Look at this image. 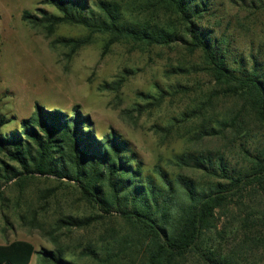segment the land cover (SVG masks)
Returning a JSON list of instances; mask_svg holds the SVG:
<instances>
[{
  "label": "rangeland",
  "instance_id": "1",
  "mask_svg": "<svg viewBox=\"0 0 264 264\" xmlns=\"http://www.w3.org/2000/svg\"><path fill=\"white\" fill-rule=\"evenodd\" d=\"M42 1L0 0V120L6 119L4 126L0 123V136L19 129L22 119L35 114L37 104L68 116L78 106L90 117L98 138L115 131L129 142L143 177L159 184L157 170H162L178 190L180 176L201 184L211 181L204 172L183 165L184 155H222L231 168H239L246 164L242 144L253 156L264 148V127L250 118L242 128L249 137L222 126V122L231 124L240 105L224 96L204 70L201 51L191 52L181 42L151 47L126 39L108 45V34H91L81 26L29 25L22 18L25 10L57 13ZM100 1L120 5L130 23L186 37L175 13L157 0H89L98 13ZM206 1L208 11L199 23L226 50L230 65L245 60L250 67L255 55L263 73L264 0ZM79 41L86 43L77 48ZM211 128L220 134L201 137ZM255 197H259L255 192L246 197L249 206L243 211L232 205L229 219L224 216L220 224L221 234L216 238L211 233L205 240V247L215 249L225 264H264V228L258 222H242L247 214L261 215L264 202ZM100 214L99 207L68 179L36 174L0 181V246L24 241L37 252L61 251L75 264H102L90 257V250H97L101 259L117 255L130 231L120 217L107 216L81 229L59 225L69 216ZM140 257L141 251L127 250L110 264H139ZM220 262L224 264L223 259ZM30 264L51 263L35 254ZM187 264L204 263L191 256Z\"/></svg>",
  "mask_w": 264,
  "mask_h": 264
},
{
  "label": "trees",
  "instance_id": "2",
  "mask_svg": "<svg viewBox=\"0 0 264 264\" xmlns=\"http://www.w3.org/2000/svg\"><path fill=\"white\" fill-rule=\"evenodd\" d=\"M157 2L175 13L186 37L167 29L130 23L120 5L107 1L96 4L101 10L98 13L89 0H43L41 4L54 7L57 13L38 8L36 12L25 10L22 18L35 27L54 29L70 24L81 26L91 34H108V45L126 39L151 47L181 42L191 52L201 51L204 70L213 77L224 96L236 99L240 105L231 124L222 122V126L234 129L236 135L244 138L248 132L243 131V135L242 128L248 118L264 127V71L258 58L251 56L250 67L245 60L234 62L236 66L230 65L226 50L199 23L208 11L206 0ZM85 43L79 41L76 46L79 48ZM78 108L75 106L73 115L68 116L60 109L49 110L37 104L35 114L22 119L19 129L0 136V181L38 174L75 182L82 196L96 204L102 215L69 216L59 221L62 226L81 229L107 216L120 217L130 231L117 255L109 254L108 248L109 256L101 259L97 250H90V257L102 264L119 259L127 250L141 251L139 264H187L191 256L204 264H222L220 259L225 264L226 259L216 255L215 249L205 247V240L211 233L216 238L221 234L220 224L224 216L229 219L232 205L238 206L239 212L247 209L246 197L252 192L259 196L254 200L263 204L264 194L256 190L264 191V148L253 156L242 144L246 164L239 168H231L222 155H184L180 160L183 165L204 172L211 181L201 184L180 176L178 190L162 170H157L159 184L143 177L142 166L129 142L115 131L98 138L90 117ZM5 120V117L0 120L1 125L6 124ZM218 134L211 128L201 137ZM242 222L247 225L258 222L264 228V209L254 218L247 214ZM35 254L51 264H75L61 251L37 252L31 243L24 241L0 246V264H30Z\"/></svg>",
  "mask_w": 264,
  "mask_h": 264
}]
</instances>
